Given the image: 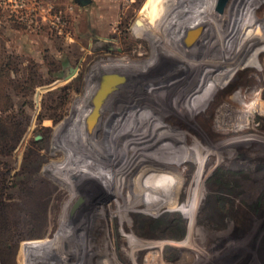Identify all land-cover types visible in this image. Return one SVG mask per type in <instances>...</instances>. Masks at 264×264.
I'll return each instance as SVG.
<instances>
[{
    "label": "rangeland",
    "instance_id": "rangeland-1",
    "mask_svg": "<svg viewBox=\"0 0 264 264\" xmlns=\"http://www.w3.org/2000/svg\"><path fill=\"white\" fill-rule=\"evenodd\" d=\"M37 3L0 5V264H264V0Z\"/></svg>",
    "mask_w": 264,
    "mask_h": 264
},
{
    "label": "built area",
    "instance_id": "built-area-1",
    "mask_svg": "<svg viewBox=\"0 0 264 264\" xmlns=\"http://www.w3.org/2000/svg\"><path fill=\"white\" fill-rule=\"evenodd\" d=\"M31 1L33 0H0V5L9 8L11 12H14V14L18 15L20 18L21 17H26L25 19L28 18L29 22H31L32 20L30 17L22 15V13L27 12L26 9H29L28 5ZM30 12H32V10Z\"/></svg>",
    "mask_w": 264,
    "mask_h": 264
},
{
    "label": "water",
    "instance_id": "water-1",
    "mask_svg": "<svg viewBox=\"0 0 264 264\" xmlns=\"http://www.w3.org/2000/svg\"><path fill=\"white\" fill-rule=\"evenodd\" d=\"M79 4H85L87 2V0H76ZM222 3L221 4H224L226 0H221ZM108 92V91H107ZM104 94V93H103ZM103 94L101 95V93L95 98V104H97L99 102V100H101Z\"/></svg>",
    "mask_w": 264,
    "mask_h": 264
},
{
    "label": "bare ground",
    "instance_id": "bare-ground-1",
    "mask_svg": "<svg viewBox=\"0 0 264 264\" xmlns=\"http://www.w3.org/2000/svg\"><path fill=\"white\" fill-rule=\"evenodd\" d=\"M204 39H205V38H204ZM192 51H193V49L191 50V53H192ZM127 103H128V102H127ZM127 103H126V104H127ZM132 104H133V103H132ZM127 105H128V104H127ZM130 105H131V104H130ZM84 196H85V195H84ZM85 207H86V206H85ZM74 213H75V214L78 213V214H77L78 216H80V215L82 216V214H81L82 211H81V213H80V211L77 210V212H74ZM84 218H85V217H84ZM84 218L78 217L77 220H76L74 223H76L77 226H81V224L83 223ZM80 219H81V220H80ZM79 222H80V223H79ZM81 222H82V223H81ZM72 223H73V222H72ZM78 223H79V224H78ZM74 225H75V224H74Z\"/></svg>",
    "mask_w": 264,
    "mask_h": 264
},
{
    "label": "crops",
    "instance_id": "crops-1",
    "mask_svg": "<svg viewBox=\"0 0 264 264\" xmlns=\"http://www.w3.org/2000/svg\"><path fill=\"white\" fill-rule=\"evenodd\" d=\"M37 1L40 2V3L43 2V0H36V2H37ZM40 3H37V4H38V7L42 8V6L39 5Z\"/></svg>",
    "mask_w": 264,
    "mask_h": 264
}]
</instances>
